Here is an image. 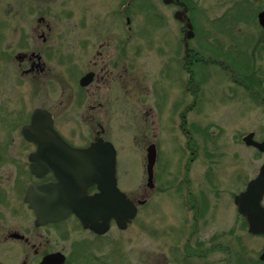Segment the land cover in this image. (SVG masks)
Masks as SVG:
<instances>
[{
  "label": "flooded vegetation",
  "instance_id": "af4514ba",
  "mask_svg": "<svg viewBox=\"0 0 264 264\" xmlns=\"http://www.w3.org/2000/svg\"><path fill=\"white\" fill-rule=\"evenodd\" d=\"M19 1V8L14 10L7 0H0V26L4 25L8 30L7 36L5 29L0 33V64L7 62L13 66L11 85L25 82L37 88L23 94L20 89H3L6 79L0 83V264H74L82 260V245L94 242L84 243L82 231L95 240L107 236L113 228H119L113 219L108 221V228L102 234L82 227L78 217L70 211V202L64 194L72 186L78 187L77 182L63 177V172L41 170L38 137L32 131L31 139L26 138L23 128L31 125L30 118L35 109H43L49 114L53 129L71 147L82 148L99 139L110 142L115 150L118 187L117 150L106 136V131L114 116L120 124L125 123L121 127L138 124L140 136L126 140L143 145L144 159L147 147L153 146L155 158L153 185L146 186L145 174L144 185L147 189L143 190V198H131L125 194L136 204L137 212L138 206L146 202V196L161 188L155 184L154 168L160 154L159 142L163 131L167 130L159 114L167 98V90L162 88L163 85L150 89L146 74L138 73L136 69V58L146 47L135 42L138 31L129 12L133 0H121L113 12L82 8L78 20L82 29L79 37L64 34L67 29L68 33H76L78 27L75 24L57 26L56 30V12L63 19L69 18L71 12L55 10L54 0ZM255 1H250L254 10L246 27L248 33L245 28L236 29L242 44L237 45L232 40L229 46L224 42L217 43L216 51H207L212 36L215 37L214 32L217 30L225 36V33L231 32L230 23L236 16L231 18L230 14L237 11L241 3L248 6L245 0L238 2L237 7L228 14L226 23L224 19L221 23L213 24L210 27L215 29L213 34L207 32L201 38L197 37V41H193L196 31L190 11L195 6L191 0H160L161 8L157 13L160 41L155 53L159 57L157 68L153 65L155 72L150 76L155 84L157 78H162L165 84L169 80L176 87L174 100L169 106V131L171 139H183L179 145L184 160L183 169L177 172L176 187L183 206L190 213L184 223L190 229L182 246L185 252L189 249L197 260L204 259L200 260L201 264H213L206 259L214 250H220L225 255L229 252V244L222 241L229 229L225 230L223 236L219 233L206 238L199 236L201 228L215 218L222 194H227L233 204L234 220L239 230L247 232L246 221L237 212L233 198L245 189L247 182L258 172L250 176L246 172L233 176L232 172H216L212 160L215 147L221 142V137L217 136L222 129L209 115L203 121L196 119L201 111L202 86L207 82L206 67L217 65L227 73V81L233 87V90L228 87L230 96L234 95V89L239 88L243 93L240 104L248 97L249 111L258 113L255 125L248 130L238 126L240 131L232 134L233 140L244 144L243 137L251 133L252 140L264 142V134L259 133L264 131L263 123L259 120L264 116V27L258 20L259 12L264 11V4L255 5ZM242 19L248 21L245 16ZM12 20L14 22L8 24ZM60 38L66 40L61 41ZM60 45L63 48L59 57H55L56 46ZM56 62L63 64V68L58 64L56 68ZM1 77L5 78L3 73ZM67 111L71 112L68 116ZM190 112L196 114L191 121L187 119ZM67 118L84 128L85 134L72 132L74 138L66 137L58 126L68 121ZM76 135L79 137L77 140ZM245 146L264 155L253 146ZM200 156L205 159L202 172H189V165ZM262 163L264 161L259 166ZM230 177L235 178L232 181ZM224 182L229 183L228 187L223 186ZM95 192V184L86 187L88 195ZM263 202L264 194L261 200L264 206ZM251 236L264 238L262 235ZM263 249L264 246L257 254L259 261H262L258 256ZM92 252H88L89 256L98 260L100 256ZM222 264H230L226 256Z\"/></svg>",
  "mask_w": 264,
  "mask_h": 264
},
{
  "label": "rangeland",
  "instance_id": "374dc122",
  "mask_svg": "<svg viewBox=\"0 0 264 264\" xmlns=\"http://www.w3.org/2000/svg\"><path fill=\"white\" fill-rule=\"evenodd\" d=\"M245 1L248 6L241 3L237 11L231 12L241 0H191L195 6L194 10L190 11L194 30L196 31L193 41L197 37L201 38V35L203 36L207 32L213 34L215 29H211L210 27L213 24L223 22L222 20L224 19L226 23V18L231 12V18L236 16V19L230 23V27H232L231 32L228 31L225 33L227 36H225L222 32L216 30L214 32L215 37L212 36L209 42L210 48L207 51H216L215 45L217 43L224 42L229 46L231 40L235 41L237 45L242 44V39L240 34L236 33V29L241 27L247 31L246 27H248L247 24H249L254 10L253 6L250 5L251 0ZM19 2V0H7V3L14 10L19 8ZM119 2L121 0H54L53 8L55 10H69L71 12V16L67 19L61 18V15L57 16L59 13L56 12V30L58 27H64L67 24H75L78 27V29H75L76 33H68L67 29V32L65 30L64 34L79 37L82 29L79 28L78 20L82 15V8L96 11L100 9L103 13L106 11L113 12L117 9ZM254 3L255 5L256 3L264 4V0H256ZM160 8V0H133L129 6V12L133 16L135 29L138 31L135 42L142 44V47H146L136 58V69L138 73L146 74L150 89H154L155 87L160 88L163 85L162 88L167 90V98L159 112L161 123L163 126H167V130L163 131L159 142L160 154L154 168V172L156 173L155 184L161 188L155 189L146 196V202L138 206L136 215L127 224L126 228L116 230L113 228L107 236L94 238L95 240L82 231L84 243L87 241L94 242H87V244L82 245V260H77L74 264H201V261L204 260L200 258V261L192 257L189 249L187 250L188 252H185L182 246L190 229L187 224H184L190 213L183 206L176 187L177 172L183 169L184 160L179 149V145H181L183 139H179L178 141L171 139L169 131L171 114L169 106L171 101L174 100L176 87L172 86L169 80H166L165 84L162 78H157V83L155 84L151 78L152 76H150L155 72L153 65L157 68L156 61L159 57L155 53V48L158 47L160 41L159 18L157 17ZM242 16H245L248 21L245 22ZM13 22L12 20L8 24ZM3 26H0V33L5 29ZM250 28L256 30L253 26H250ZM5 30L7 36L8 30L7 28ZM64 34L63 36H65ZM60 40L65 41L66 39L60 38ZM196 43L194 42V44ZM56 47L54 56L59 57L58 55L63 45ZM236 61L239 60L236 59ZM56 64L58 63H55V67L57 68ZM58 65H60L61 69L64 66L63 64ZM206 69L208 74L207 82L202 86L204 91L199 105L201 111L196 120L203 121L209 115V118H212V121L222 129L219 136H217L221 137V142L215 147V155L212 160L213 168L216 172H232V176L238 172H246L250 176L253 172H257L259 164L264 161V155L246 147L240 141H234L232 134L235 131H240L238 126H241V128L242 126L246 127L247 130L251 129L255 125V118L258 117V113L256 111H249L250 101L248 97H246V100L243 99L242 104H240V98L243 93H240L239 88L234 89V95L230 96L231 92L228 87L230 86L232 90L233 87L227 81L226 72L214 64H210ZM236 71L238 72V70ZM2 73L5 78L1 77ZM12 74H14V68L10 63L3 62L0 64V83L4 79L7 82L3 89H20L23 94H28L37 88L25 82L11 85L10 82L13 80ZM69 84L74 88L72 82ZM39 88L42 89L43 87L39 86ZM70 113L67 111V116ZM195 116L194 112H190L187 114V119L191 121ZM114 117L110 120L106 136L112 140L117 150L116 173L118 188L127 196H131V198L142 199L143 190L147 189L144 185L145 159L143 145L132 144L126 140L132 136L139 137L141 128H138L139 126L136 123L131 127H121L120 125L123 122L120 124ZM259 120L264 126V116ZM228 121H233V123H229ZM67 123L70 125V129ZM263 126L262 128H264ZM58 128L68 138H74L73 134H71L72 132L74 134H78L79 132L84 133V128L73 123L72 119L65 120L64 124H59ZM259 133H262L263 136L264 131H260ZM86 134L88 133L86 132ZM75 139H79L78 135L75 136ZM203 162H205V159L201 156L198 160H194L189 165V172H202ZM234 178L232 177L231 180ZM228 184L224 182L223 186L228 187ZM217 210L215 218L209 221L205 227L201 228L199 236L206 238L217 233L222 235L225 230L229 229V233L222 239L223 243L227 242L229 244V252L225 255L220 250H214L206 260L213 262V264H222V260L226 256L230 264H237L238 260L242 264H264V261L257 259V254L264 246V238L251 236L246 230H239L238 224L234 220L233 204L230 203L227 194L224 193L220 196ZM89 251H93L92 253L98 257L100 256V258L98 260L91 258L88 254ZM102 256H104V260ZM79 258L81 259V257Z\"/></svg>",
  "mask_w": 264,
  "mask_h": 264
},
{
  "label": "water",
  "instance_id": "95a60500",
  "mask_svg": "<svg viewBox=\"0 0 264 264\" xmlns=\"http://www.w3.org/2000/svg\"><path fill=\"white\" fill-rule=\"evenodd\" d=\"M258 20L264 27V11L259 12ZM30 121L31 125L24 127L23 131L28 139H31L32 131L38 137L40 169L63 172V177L78 184V187L72 186L64 194L65 199L70 202V211L78 217L82 227L102 234L108 228V221L113 219L119 229L126 228L136 215V204L126 198L125 193L116 186L115 150L112 144L99 139L82 148L71 147L53 129L51 118L43 109H35ZM242 140L245 145L264 152V142L252 140L251 133ZM154 158L153 146L150 145L145 155L147 187L153 185ZM257 172L247 182L245 189L234 196L233 202L237 212L246 221L247 232L264 236V206L261 204L264 194V163ZM91 184L96 185L97 192L88 195L86 187ZM258 258L264 261V249Z\"/></svg>",
  "mask_w": 264,
  "mask_h": 264
},
{
  "label": "trees",
  "instance_id": "16d2710c",
  "mask_svg": "<svg viewBox=\"0 0 264 264\" xmlns=\"http://www.w3.org/2000/svg\"><path fill=\"white\" fill-rule=\"evenodd\" d=\"M237 264H242L241 261L238 260Z\"/></svg>",
  "mask_w": 264,
  "mask_h": 264
}]
</instances>
